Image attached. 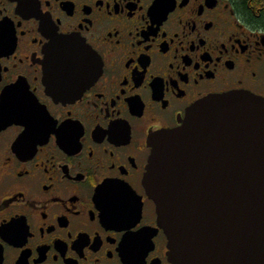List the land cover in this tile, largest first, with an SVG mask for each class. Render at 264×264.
Returning <instances> with one entry per match:
<instances>
[{
    "label": "flooded vegetation",
    "instance_id": "1",
    "mask_svg": "<svg viewBox=\"0 0 264 264\" xmlns=\"http://www.w3.org/2000/svg\"><path fill=\"white\" fill-rule=\"evenodd\" d=\"M238 91L264 0H0V264H174L149 138Z\"/></svg>",
    "mask_w": 264,
    "mask_h": 264
},
{
    "label": "water",
    "instance_id": "2",
    "mask_svg": "<svg viewBox=\"0 0 264 264\" xmlns=\"http://www.w3.org/2000/svg\"><path fill=\"white\" fill-rule=\"evenodd\" d=\"M194 106L149 138L144 183L173 262L264 264V97L228 92Z\"/></svg>",
    "mask_w": 264,
    "mask_h": 264
}]
</instances>
